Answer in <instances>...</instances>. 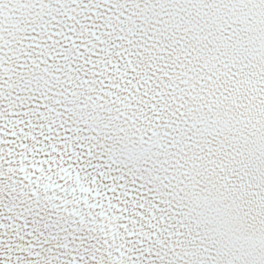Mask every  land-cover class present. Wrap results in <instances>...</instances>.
<instances>
[{"label": "snow or ice", "instance_id": "1", "mask_svg": "<svg viewBox=\"0 0 264 264\" xmlns=\"http://www.w3.org/2000/svg\"><path fill=\"white\" fill-rule=\"evenodd\" d=\"M0 264H264V0H0Z\"/></svg>", "mask_w": 264, "mask_h": 264}]
</instances>
